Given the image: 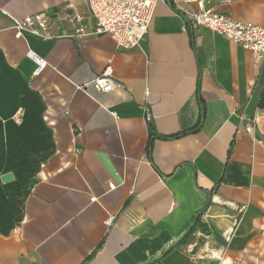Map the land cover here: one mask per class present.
<instances>
[{"label": "crops", "instance_id": "1", "mask_svg": "<svg viewBox=\"0 0 264 264\" xmlns=\"http://www.w3.org/2000/svg\"><path fill=\"white\" fill-rule=\"evenodd\" d=\"M64 3L0 0V264H264V59L195 26L185 0L161 1L129 50L16 36V20ZM217 9L264 26V0ZM108 63L123 89L82 88ZM198 94V131L148 148L150 123L198 124ZM203 210L210 232L178 245Z\"/></svg>", "mask_w": 264, "mask_h": 264}, {"label": "built area", "instance_id": "2", "mask_svg": "<svg viewBox=\"0 0 264 264\" xmlns=\"http://www.w3.org/2000/svg\"><path fill=\"white\" fill-rule=\"evenodd\" d=\"M161 1L166 0H65L64 5L56 10H46L16 20L14 30L18 37L29 34L45 41L56 38L81 41L107 35L117 42L118 48L129 50L145 43ZM240 1L185 0L189 5L194 4V7L191 11L184 12L186 18L195 26L210 29L235 45L242 46L250 51L257 61L264 59V26L236 21L217 9L218 5ZM28 55L38 65L35 74L41 73L46 63L34 52L29 51ZM89 87L98 93L109 94L114 90L123 89L124 85L114 78V69L111 63H108L101 75L82 86ZM145 110L147 120L151 122L153 118L148 105ZM111 115L118 118L116 112ZM115 219V216H110L106 224L111 226ZM188 251L200 259L201 255L199 256L195 245H189ZM206 254L213 259H222L219 250L208 251Z\"/></svg>", "mask_w": 264, "mask_h": 264}, {"label": "trees", "instance_id": "3", "mask_svg": "<svg viewBox=\"0 0 264 264\" xmlns=\"http://www.w3.org/2000/svg\"><path fill=\"white\" fill-rule=\"evenodd\" d=\"M262 96L263 97L260 101V108L264 109V93ZM198 98L200 101V114H201V118H200V121L198 122V124L195 127L191 128L189 130H186V131H182L178 134L162 136V135H159L156 133V131L153 128V125L150 123V125H149L150 135H149V141H148V148H149V146L152 145V143L155 139L176 140V139H180V137L196 133V131H198V129L201 125L203 118L206 116V114H205V112H206L205 101L203 98H201L200 94H198ZM231 150L229 151V153L231 152ZM203 213H204V210L199 213V216L195 219L194 224L189 229V231L184 235L183 239L179 242L178 245H181L183 243H193L195 241V232L197 231V229L199 227H201L204 232H210L208 229V226H206V224L202 221ZM197 242H198L197 243L198 247H200L201 245L204 244L202 239L197 240Z\"/></svg>", "mask_w": 264, "mask_h": 264}, {"label": "water", "instance_id": "4", "mask_svg": "<svg viewBox=\"0 0 264 264\" xmlns=\"http://www.w3.org/2000/svg\"><path fill=\"white\" fill-rule=\"evenodd\" d=\"M13 178V175L12 174H5V176H3L2 178H1V180L3 181V182H5V181H9V180H11Z\"/></svg>", "mask_w": 264, "mask_h": 264}]
</instances>
